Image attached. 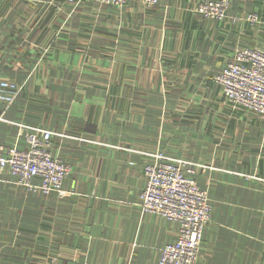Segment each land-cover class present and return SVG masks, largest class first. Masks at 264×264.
Here are the masks:
<instances>
[{"label": "crops", "instance_id": "0c3cea01", "mask_svg": "<svg viewBox=\"0 0 264 264\" xmlns=\"http://www.w3.org/2000/svg\"><path fill=\"white\" fill-rule=\"evenodd\" d=\"M76 1L0 0V79L18 86L0 145L47 130L71 166L64 197L0 172V264H157L179 227L139 207L157 153L195 164L208 194L196 264H264V117L214 82L236 50H264V0H232L222 21L194 11L206 0Z\"/></svg>", "mask_w": 264, "mask_h": 264}, {"label": "built area", "instance_id": "2783aa9c", "mask_svg": "<svg viewBox=\"0 0 264 264\" xmlns=\"http://www.w3.org/2000/svg\"><path fill=\"white\" fill-rule=\"evenodd\" d=\"M90 1L100 6L120 7L131 0H77V4ZM145 7L158 4V0H135ZM232 0H206L195 7L204 18L222 21L228 17ZM233 20H239L237 17ZM256 23L254 14L246 16ZM225 102L233 109H244L264 117V50L243 47L234 52L231 62L214 77ZM17 91L18 86L0 79L2 91ZM1 119V116H0ZM26 149L0 145V172L7 170L13 183L27 191L67 196L63 180L71 166L50 152L51 132L32 129L25 133ZM143 168L145 187L139 194L142 212L153 213L178 223L173 243L165 245L157 264H196L204 226L210 220L211 204L208 194L195 182L196 165L183 159L169 158L157 153ZM35 178L39 183H34Z\"/></svg>", "mask_w": 264, "mask_h": 264}, {"label": "rangeland", "instance_id": "374dc122", "mask_svg": "<svg viewBox=\"0 0 264 264\" xmlns=\"http://www.w3.org/2000/svg\"><path fill=\"white\" fill-rule=\"evenodd\" d=\"M131 1H133V0H131ZM135 1V0H134ZM130 2V1H129ZM138 2V1H137ZM128 3V2H127Z\"/></svg>", "mask_w": 264, "mask_h": 264}]
</instances>
